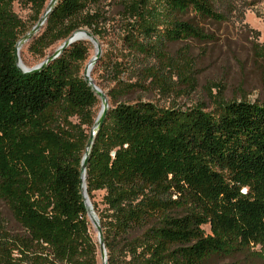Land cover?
Listing matches in <instances>:
<instances>
[{"label": "trees", "instance_id": "trees-1", "mask_svg": "<svg viewBox=\"0 0 264 264\" xmlns=\"http://www.w3.org/2000/svg\"><path fill=\"white\" fill-rule=\"evenodd\" d=\"M13 1L0 0V201L17 228L0 223V264H96L79 173L98 102L81 70L88 43H71L38 71H19L14 44L48 0H21L29 24ZM114 1L124 44L141 53L133 60L142 66L110 67L109 107L87 159V193L108 264H208L256 246L263 254L264 103L218 97L207 111L119 98L146 79L164 83L144 65L147 57L223 20L220 0ZM103 2L57 0L28 50L44 58L82 27L102 37L109 19Z\"/></svg>", "mask_w": 264, "mask_h": 264}, {"label": "rangeland", "instance_id": "rangeland-1", "mask_svg": "<svg viewBox=\"0 0 264 264\" xmlns=\"http://www.w3.org/2000/svg\"><path fill=\"white\" fill-rule=\"evenodd\" d=\"M102 4L109 17L107 31L102 37H95L103 61L91 76L106 92L113 86L108 71L115 61H122L125 68L134 69L142 65L134 66L137 62L133 60L135 55L140 57L141 53L124 44L121 28L124 22L117 14L119 6L114 0H104ZM216 8L224 14L223 20L207 21L200 26L199 36L164 42L155 52V57H147L144 65H152L162 75L160 78L164 83L159 80L158 84L148 85L149 79H146L144 88L120 96V100H149L163 107L182 109L200 104L207 111L212 109V101L218 97L264 103V0L252 6L240 0H220ZM12 9L29 24L30 10L21 0H14ZM191 15L188 13L187 16ZM85 41L88 43V52L82 62V72L95 52L93 44ZM59 43L48 48L45 54L50 53ZM21 48L19 55L25 66H33L42 59L33 55L27 44ZM132 71L129 70L131 75ZM126 72L122 74L123 77L127 75ZM99 106L98 100L95 107L97 111ZM0 223L11 230L17 228L9 210L1 201ZM89 227L95 239V230L90 221ZM203 228L208 232L207 225ZM96 264H100L98 249ZM208 264H264V253L259 252L256 246L232 256L212 259Z\"/></svg>", "mask_w": 264, "mask_h": 264}, {"label": "water", "instance_id": "water-1", "mask_svg": "<svg viewBox=\"0 0 264 264\" xmlns=\"http://www.w3.org/2000/svg\"><path fill=\"white\" fill-rule=\"evenodd\" d=\"M57 0H48L47 3L44 6V9L42 10L41 14L39 15L37 21L32 25V27L25 32L14 44V60L17 68L19 71L23 73H28L32 71H38L44 66H46L51 60L56 58L63 49H65L68 45L71 43L82 40V37H86L89 42H91L94 46V56L93 58L85 64L83 68V78L87 81L88 85L91 87L92 91L95 93L96 97L98 98L100 102L99 109L97 111V114L95 116L94 122L89 128L88 131V137L84 146L83 154L80 161V193L83 200V203L86 208L87 218L92 224L94 230H95V237L97 242V249L99 253L100 263L101 264H108L107 261V251L104 245V239L102 234V229L100 227L98 217L93 209L91 200L87 193V187H86V169H87V159L89 157V152L91 149V146L93 144L94 136L96 132L98 131L99 127L102 124V121L107 113L109 104H108V98L106 95V92H104L93 80L91 73L89 72V68L94 65L95 61L99 58L101 53L100 45L96 39V37L87 29L85 28H78L74 30L72 33H70L65 39L60 41V43L50 52L48 53L44 58H42L38 63H36L33 66L30 67H21V58L19 55V49L26 44L44 25L48 14L54 7Z\"/></svg>", "mask_w": 264, "mask_h": 264}, {"label": "bare ground", "instance_id": "bare-ground-1", "mask_svg": "<svg viewBox=\"0 0 264 264\" xmlns=\"http://www.w3.org/2000/svg\"><path fill=\"white\" fill-rule=\"evenodd\" d=\"M82 40H87V41H89L86 37H82ZM21 49H22V48L19 49V52H20ZM93 56H94V54H93L92 57L88 60V62L93 58ZM88 62H87V63H88ZM20 66H21L22 68H23V67H27V66H25V64L23 63L22 60H21ZM92 67H93V66H91V67L89 68V72L91 71ZM100 264H101V263H100Z\"/></svg>", "mask_w": 264, "mask_h": 264}]
</instances>
